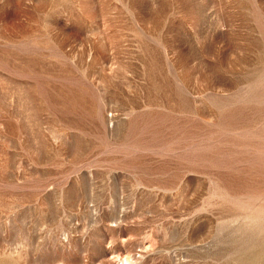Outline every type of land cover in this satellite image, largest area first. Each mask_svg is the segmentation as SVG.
<instances>
[{
	"label": "rangeland",
	"instance_id": "rangeland-1",
	"mask_svg": "<svg viewBox=\"0 0 264 264\" xmlns=\"http://www.w3.org/2000/svg\"><path fill=\"white\" fill-rule=\"evenodd\" d=\"M0 264H264V0H0Z\"/></svg>",
	"mask_w": 264,
	"mask_h": 264
}]
</instances>
